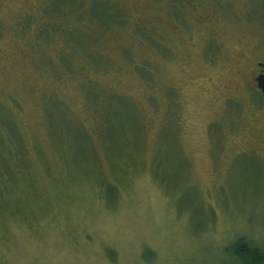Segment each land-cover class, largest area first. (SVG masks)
Masks as SVG:
<instances>
[{
	"label": "rangeland",
	"instance_id": "1",
	"mask_svg": "<svg viewBox=\"0 0 264 264\" xmlns=\"http://www.w3.org/2000/svg\"><path fill=\"white\" fill-rule=\"evenodd\" d=\"M262 68L264 0H0V264L264 252Z\"/></svg>",
	"mask_w": 264,
	"mask_h": 264
},
{
	"label": "trees",
	"instance_id": "2",
	"mask_svg": "<svg viewBox=\"0 0 264 264\" xmlns=\"http://www.w3.org/2000/svg\"><path fill=\"white\" fill-rule=\"evenodd\" d=\"M107 20L109 18H98ZM228 253L239 264H264V252L244 237H238L227 248Z\"/></svg>",
	"mask_w": 264,
	"mask_h": 264
},
{
	"label": "water",
	"instance_id": "3",
	"mask_svg": "<svg viewBox=\"0 0 264 264\" xmlns=\"http://www.w3.org/2000/svg\"><path fill=\"white\" fill-rule=\"evenodd\" d=\"M263 66V64H261ZM255 81L257 83L258 89L264 94V73H260L256 78Z\"/></svg>",
	"mask_w": 264,
	"mask_h": 264
},
{
	"label": "flooded vegetation",
	"instance_id": "4",
	"mask_svg": "<svg viewBox=\"0 0 264 264\" xmlns=\"http://www.w3.org/2000/svg\"><path fill=\"white\" fill-rule=\"evenodd\" d=\"M260 73H264V68H262V69L259 70V73L257 74V76H258ZM254 80H255V77H254Z\"/></svg>",
	"mask_w": 264,
	"mask_h": 264
}]
</instances>
